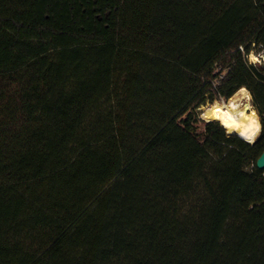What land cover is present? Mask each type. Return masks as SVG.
Listing matches in <instances>:
<instances>
[{"label": "trees", "instance_id": "16d2710c", "mask_svg": "<svg viewBox=\"0 0 264 264\" xmlns=\"http://www.w3.org/2000/svg\"><path fill=\"white\" fill-rule=\"evenodd\" d=\"M250 54L264 0H0V264H264Z\"/></svg>", "mask_w": 264, "mask_h": 264}, {"label": "bare ground", "instance_id": "6f19581e", "mask_svg": "<svg viewBox=\"0 0 264 264\" xmlns=\"http://www.w3.org/2000/svg\"><path fill=\"white\" fill-rule=\"evenodd\" d=\"M216 121L228 135L239 136L248 143H253L261 130L259 117L250 106L249 95L244 88L224 104Z\"/></svg>", "mask_w": 264, "mask_h": 264}, {"label": "rangeland", "instance_id": "374dc122", "mask_svg": "<svg viewBox=\"0 0 264 264\" xmlns=\"http://www.w3.org/2000/svg\"><path fill=\"white\" fill-rule=\"evenodd\" d=\"M260 57H263L264 58V54H262V55H257V54H250L249 56H248V62L249 63H251V64H264V61H263V59H261ZM247 91V90H246ZM247 93H248V91H247ZM248 95H249V103H250V106L252 107V103H251V96H250V94L248 93ZM245 101V99L243 100V102ZM228 102V101H227ZM227 102H224V101H219V102H215L213 105H211V107H210V105L209 104H207V105H205V106H203V107H201L200 108V110L201 111H197V113H198V118L200 119V120H202V121H204V122H208V121H211V122H214V121H212V119H211V113H212V111H213V109L214 108H216L218 111H221L222 109H223V107H224V104L225 103H227ZM220 106H219V105ZM210 109V110H209ZM261 131V130H260ZM260 134V133H259Z\"/></svg>", "mask_w": 264, "mask_h": 264}, {"label": "water", "instance_id": "95a60500", "mask_svg": "<svg viewBox=\"0 0 264 264\" xmlns=\"http://www.w3.org/2000/svg\"><path fill=\"white\" fill-rule=\"evenodd\" d=\"M260 58L263 59V61H264V58L263 57H260ZM198 111H201L200 108L198 109ZM256 168L258 170H264V151L261 153V155L256 160Z\"/></svg>", "mask_w": 264, "mask_h": 264}]
</instances>
